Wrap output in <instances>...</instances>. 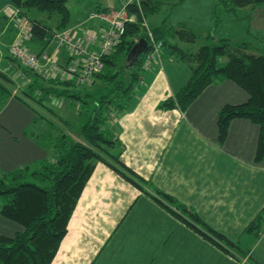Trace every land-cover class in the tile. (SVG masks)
<instances>
[{
	"label": "crops",
	"instance_id": "1",
	"mask_svg": "<svg viewBox=\"0 0 264 264\" xmlns=\"http://www.w3.org/2000/svg\"><path fill=\"white\" fill-rule=\"evenodd\" d=\"M91 2V8L71 10L68 29L79 35L89 32L97 39L92 47L96 50L107 23L90 20L89 15L120 9L123 0ZM12 7L11 0H0V70L21 90L28 79L11 59ZM251 7L252 18L258 12V19L247 30L255 39L247 43L264 53V3ZM31 15L52 27L58 24L57 16L50 20L40 11ZM183 47L192 50L189 44ZM45 49L60 66L70 62V52L55 40ZM162 50L149 67H143L128 108L107 124L121 144V160L144 179L145 190L119 171H126L121 164H116L117 170L98 162L52 264H264V230L259 235L246 230L264 209V160L256 161L261 126L234 118L225 139L219 138L220 111L247 102L250 95L236 82L224 80L206 87L185 111L163 108L187 84L191 69L172 50ZM59 99L63 107L77 106L73 98ZM57 116L69 123L70 134L79 131L81 126ZM33 117L34 111L17 97L0 110V142L6 139L15 147L5 164L0 162V172L52 156L26 133ZM158 192L174 199L170 208L155 199ZM9 227L13 236L24 230L20 223ZM215 232L224 240L219 242ZM227 240L235 246L228 247Z\"/></svg>",
	"mask_w": 264,
	"mask_h": 264
},
{
	"label": "trees",
	"instance_id": "2",
	"mask_svg": "<svg viewBox=\"0 0 264 264\" xmlns=\"http://www.w3.org/2000/svg\"><path fill=\"white\" fill-rule=\"evenodd\" d=\"M11 1L20 10V15L32 21V38L27 44L38 56L45 52L46 46L54 40L56 33L70 26L72 11L68 6L69 0ZM161 3L160 0H141L145 18L155 13ZM263 3L264 0H219L214 10L216 23H221L224 12L232 13L241 7L258 6ZM33 9L49 16H57V26L52 27L44 20L32 17L30 12ZM130 13L135 15L134 21L127 23L126 33L113 52L104 58L103 71L96 75L92 84L94 85L96 80L100 79L109 86V91L95 101L90 109L89 120L80 127L79 134L82 141L73 138L65 131L69 123L59 118L53 109L49 110L62 122L61 126L42 116L40 109L31 102L35 101L46 108L45 101H52L55 97L73 98V101L80 102L82 107L89 108L90 102L83 97L87 93L77 91L79 88L86 87L78 83L76 78L46 79L38 71L24 67L11 55L14 64L28 79V81L26 79L25 88L16 93L13 79L0 70V110L12 97H17L26 103L34 111V117L26 133L34 137L40 146L52 151L50 158L11 171L0 172V215L24 226V230L17 232L14 236L0 234V264L53 263L68 234L70 220L97 163L106 162L119 170L116 164L104 158L102 150L112 155L117 164L124 166L126 171L119 170L123 175L138 188L145 190L144 179L121 160L119 152L121 144L107 127L113 112L122 113L128 108L139 87L145 56L153 48L148 30L145 28L144 17L137 5L130 6ZM13 28L16 33L15 26ZM149 29L154 39L162 43V48L172 50V53L180 61L186 62L191 69V77L187 84L176 93L174 98L164 102L162 107L177 106L185 111L209 85L224 80L236 82L249 93L250 97L243 104L227 105L220 111L219 138L221 141L225 139L232 119H250L261 126L256 161H263L264 54L238 52V49L248 47L245 46L247 42H234L229 38H220L217 44H204L198 50L192 51L184 48L183 44L194 43L201 34L185 25L175 27L162 22ZM141 38L147 39L148 50L133 66H128L129 52ZM213 38L211 33L206 35L208 40ZM234 43L243 48L232 50ZM224 58L227 59L226 62H223ZM158 194L155 199L168 208L175 202L172 197L163 192ZM181 208L187 211L186 208L182 206ZM179 217L183 218L182 215ZM246 230L256 235L263 232L264 209ZM199 231L207 239L216 243L209 235ZM214 235L219 242L224 240L222 235L216 232ZM216 244L222 247L221 243ZM226 244L230 248L235 246L228 240ZM227 246H224V249L229 251Z\"/></svg>",
	"mask_w": 264,
	"mask_h": 264
},
{
	"label": "rangeland",
	"instance_id": "3",
	"mask_svg": "<svg viewBox=\"0 0 264 264\" xmlns=\"http://www.w3.org/2000/svg\"><path fill=\"white\" fill-rule=\"evenodd\" d=\"M160 1L162 2L160 8L155 13L149 14L144 20L146 30H148L147 28H154L162 22H166L167 25L175 27L178 25H185L187 28L192 29L198 34H201L194 43L189 44V47L192 49V51L198 50V48L201 47L203 44H217L219 43L220 38H230L234 40V42H252V40L255 39L253 36L249 35L247 30L250 26L253 29L257 24V7V9L254 8L257 12L254 18H252L253 8L251 6H246L238 8L235 13L224 12L221 16V23H216L213 3H218L219 0ZM68 6L73 12H76V9L80 7L88 6L91 8L92 2L91 0H69ZM34 11H36V13L39 12V10L33 9L31 13L33 14ZM44 14L46 16L48 15L46 13ZM54 17L55 16H49L50 20L54 19ZM143 17H145L144 13ZM49 23H51V21ZM208 33H211L214 38L211 40L205 39ZM234 44L235 45L231 47L232 50H234L235 48H243L237 43ZM245 46L247 47L246 49H238V52L250 54L253 53L256 55L264 54L263 52H260L259 49L253 48L251 45H249V43L245 44ZM162 49L164 48H161V50ZM162 52L164 51L162 50ZM226 61L227 59L224 58L223 62ZM17 86V84L14 86V88L16 87V92L19 91ZM83 86H85L86 88H79L77 89V91L87 93L86 95H83V97L84 100L90 102V104H88L89 108L82 107L80 102H77L76 107L68 106V104L67 107H63L61 103L62 99L56 97L53 98L52 101H45V104L47 105L46 108L42 107L35 101L31 102L36 108L40 109L42 116L51 119L57 125L61 126L62 122L50 112V108L54 110L56 115L67 119L74 127H80L87 122L88 117L91 113L90 109L94 106L95 101H97L101 95L106 94L109 91V86L100 79H97L94 85ZM66 101H68V99H66ZM108 124H111V122L108 121ZM65 131L69 133L68 127H66ZM73 131L75 132H72L73 135L70 133L69 134L73 138L76 139L78 137L82 141L78 129ZM4 140V143L0 142V162L2 161L1 165L3 163L5 164L4 161L8 157H10V154L15 150V147L12 146L11 142H8L6 139ZM97 149L99 150L100 148ZM112 152L115 153V151ZM102 154L105 156V159L114 164H117L116 160H114L115 158H113L112 155L103 152V150ZM10 224L15 225L17 224V222L9 220L8 218H5L0 215V234H7L13 236L15 231H12V229H10Z\"/></svg>",
	"mask_w": 264,
	"mask_h": 264
},
{
	"label": "built area",
	"instance_id": "4",
	"mask_svg": "<svg viewBox=\"0 0 264 264\" xmlns=\"http://www.w3.org/2000/svg\"><path fill=\"white\" fill-rule=\"evenodd\" d=\"M133 4L137 5L143 15L141 0H123L120 9H112L109 13L93 11L89 15L90 20L101 19L107 23L96 50L92 47L97 43V39L89 32L79 35L73 33L71 29H66L56 33L54 40L57 46L65 47L70 52L71 59L66 66H60L50 53L44 52L38 56L30 50L27 43L32 38V21L20 15V10L14 6L9 13V22L16 28L10 52L24 67L38 71L46 79L74 77L81 85L90 86L94 83L96 75L103 71L104 58L113 52L126 33L127 23L134 21L135 15L130 13V6ZM148 35L153 48L145 56L144 68L149 67L154 59L160 57L162 48V43L154 39L149 28ZM116 117L117 112H113L111 119Z\"/></svg>",
	"mask_w": 264,
	"mask_h": 264
},
{
	"label": "water",
	"instance_id": "5",
	"mask_svg": "<svg viewBox=\"0 0 264 264\" xmlns=\"http://www.w3.org/2000/svg\"><path fill=\"white\" fill-rule=\"evenodd\" d=\"M148 50V41L141 38L131 49L127 57L128 66H133L138 58Z\"/></svg>",
	"mask_w": 264,
	"mask_h": 264
}]
</instances>
